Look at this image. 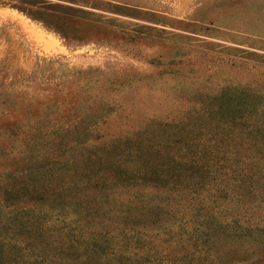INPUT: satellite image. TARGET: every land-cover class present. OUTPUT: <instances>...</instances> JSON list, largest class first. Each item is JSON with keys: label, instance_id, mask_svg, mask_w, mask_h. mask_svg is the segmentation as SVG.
Wrapping results in <instances>:
<instances>
[{"label": "rangeland", "instance_id": "rangeland-1", "mask_svg": "<svg viewBox=\"0 0 264 264\" xmlns=\"http://www.w3.org/2000/svg\"><path fill=\"white\" fill-rule=\"evenodd\" d=\"M17 1L0 0V264L33 258L23 247L73 238L86 246L47 264H211L202 229L264 228V139L243 130L264 119V0H38L60 30L8 5ZM9 97L79 103L100 118L82 141L53 147L50 128H15L1 106ZM228 98L257 108L218 145L211 115ZM117 147L143 155L123 154L129 166L160 165L163 147L164 182L100 185L101 162ZM185 147H217L203 152L210 176L186 177ZM42 157L52 160L36 169ZM22 158L34 168L13 169ZM14 208L30 213L9 239Z\"/></svg>", "mask_w": 264, "mask_h": 264}, {"label": "trees", "instance_id": "trees-1", "mask_svg": "<svg viewBox=\"0 0 264 264\" xmlns=\"http://www.w3.org/2000/svg\"><path fill=\"white\" fill-rule=\"evenodd\" d=\"M0 4L7 5L4 2H0ZM45 4L44 1L38 0H19L17 3H8L11 7L18 9L32 19L41 21L47 26H52L53 28L60 30L59 26H57L58 22L54 20V18H51L52 16L45 11V9L49 7H44ZM48 5L51 4L48 3ZM57 102L58 101H55L52 104L42 105V103L39 102L16 100L15 98L9 97V99L1 101V106L15 113L16 120L14 121V125L16 129V126L20 124L22 125L26 121L33 120L39 123L35 129L41 134L47 133V130L50 128V132L54 138L51 139L53 147H68L74 142L82 141L84 139L82 136L90 133L91 127L96 124L100 115L97 113L87 114L85 109L82 113L81 107L78 105L79 103H77L76 106L70 103L68 109H62ZM256 108L257 107L250 102L233 98H228L217 105L215 116L211 115L212 119H218L220 127V130L218 131L220 137L217 144H224L231 136H234L233 131H231L234 129L232 124H235V121L242 119L244 116L255 112ZM71 126L72 128L70 129ZM243 130L247 133L248 137L250 133H253L254 137H260V140H263L264 119L260 125L256 126L255 130H248L246 128ZM161 142L163 145L167 144L165 139L161 140L160 143ZM125 148L130 149L131 147ZM162 148L163 147H158L157 152L159 154L158 159L163 165L164 159L161 158ZM185 148H187L186 153H184L185 171L187 172L186 177L188 179L195 178L201 180L202 176H210L212 166L209 164L203 152L206 150V152L212 155L217 147H201L200 151L199 147ZM139 152V150H136V152L125 151L123 147L120 149L117 147V151L116 148L109 151L108 157H106L105 161L101 162L105 165L104 167H100V185H106V182L103 181H106L109 177L114 178V181L115 179L121 181L129 179L130 181L133 180L140 183L155 181L159 184L160 182H164L163 173H161L160 168L161 164L159 165L144 160L141 165H127V160L123 159V154L132 157L131 160L135 161L136 158L143 157ZM133 154L135 155L133 156ZM61 156L62 155H59L57 159L61 158ZM50 160H52L50 157L46 159H44V157L38 159L39 164H37L36 169L46 167ZM11 163H13L11 164L13 165V169L28 171L34 168L33 164H35V159L32 161L27 158H22L20 160L13 159ZM241 180L248 181V178L242 176L238 182L241 183ZM249 181L258 182L253 176L249 177ZM173 184L178 185L183 183H177L173 180ZM165 185H168V183L165 182ZM12 211L15 217H11L8 228L10 229L13 227L14 229L9 236V239L14 235H19L21 227L23 228V219L19 216H23L24 218L27 215L28 217V213H30L28 212L25 214L22 211L19 212L15 208L12 209ZM41 219H45L44 215ZM33 221L35 222L34 219ZM42 222L43 221L39 223V232L43 230ZM201 232L202 235L205 236V243H214V245H210L209 247L214 252V258L211 264H264L263 227L242 226L236 223L231 225L230 223H227L207 226L202 229ZM209 232H212L213 239L209 238ZM66 236H72V233L69 232ZM86 244L87 243L83 238H73L67 245H62L61 247H54L52 245H43L39 247L26 246L23 247L22 250H33L34 257L22 262H24V264H47L49 261L64 258V256L70 251H76L78 248L86 246Z\"/></svg>", "mask_w": 264, "mask_h": 264}]
</instances>
